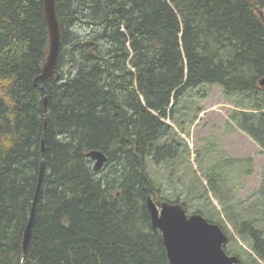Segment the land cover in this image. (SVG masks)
<instances>
[{
  "label": "trees",
  "instance_id": "1",
  "mask_svg": "<svg viewBox=\"0 0 264 264\" xmlns=\"http://www.w3.org/2000/svg\"><path fill=\"white\" fill-rule=\"evenodd\" d=\"M55 8L56 72L39 81L48 92L44 174L23 257L44 131L45 93L34 79L49 35L43 0H0V264H170L146 205L161 188L150 165L175 174L188 150L166 119L189 89L217 84L236 106V125L264 151V0H55ZM91 149L107 157L100 170ZM243 159L202 170L204 192L227 215L233 205L218 180ZM190 167L188 187L198 190ZM175 196L157 202L187 211L190 201ZM194 212L213 222L217 210L208 199ZM256 221L239 226L250 262L237 243L227 253L242 264L264 263Z\"/></svg>",
  "mask_w": 264,
  "mask_h": 264
},
{
  "label": "rangeland",
  "instance_id": "2",
  "mask_svg": "<svg viewBox=\"0 0 264 264\" xmlns=\"http://www.w3.org/2000/svg\"><path fill=\"white\" fill-rule=\"evenodd\" d=\"M234 109L236 106L226 99L217 84H202L197 89H189L175 106L174 120L166 119L186 142V158L175 174L169 175L168 167H150L157 184L161 186L159 195L174 200L175 194L180 193L182 199L190 201L188 214L203 207L209 199L217 210L211 213L214 216L212 221L219 224L229 237L224 245L225 251L238 252V248L232 245L237 243L245 250L239 251L241 255L250 262L247 253H253L252 246L249 239L240 233L239 226L245 218L258 217L256 224L264 228V151L236 125L230 116ZM240 157L244 159L238 163L230 162L231 165L225 167L227 172L218 180L221 194L228 204L233 205L227 215L221 209L219 199L209 189L204 192L208 180L202 170L216 159ZM190 165L196 169L203 183L199 182L198 190L188 187L192 178ZM248 168L250 171L246 172ZM159 195L156 194V197ZM207 207L210 209L208 204ZM257 262L264 264L261 260H256L254 264Z\"/></svg>",
  "mask_w": 264,
  "mask_h": 264
},
{
  "label": "water",
  "instance_id": "3",
  "mask_svg": "<svg viewBox=\"0 0 264 264\" xmlns=\"http://www.w3.org/2000/svg\"><path fill=\"white\" fill-rule=\"evenodd\" d=\"M44 16L47 23L49 45L41 72L34 79V84L44 93V131L41 139V159L38 181L22 241L23 257L25 256L31 235L35 213V205L41 188L44 174V139L46 131V114L48 92L39 81H44L56 72V61L60 48V26L56 14L55 0H43ZM264 86V77L259 79ZM93 160L94 170H100L106 163V155L102 150L91 149L87 152ZM146 205L152 226L161 232L163 245L170 264H242L241 259L234 254H227L224 245L229 237L219 224L207 220L202 214H188L179 201L165 199L156 201L154 196L146 198ZM22 257V258H23ZM22 264V262H21Z\"/></svg>",
  "mask_w": 264,
  "mask_h": 264
},
{
  "label": "flooded vegetation",
  "instance_id": "4",
  "mask_svg": "<svg viewBox=\"0 0 264 264\" xmlns=\"http://www.w3.org/2000/svg\"><path fill=\"white\" fill-rule=\"evenodd\" d=\"M154 198L156 199V201L158 200V198L156 197V195H154Z\"/></svg>",
  "mask_w": 264,
  "mask_h": 264
}]
</instances>
